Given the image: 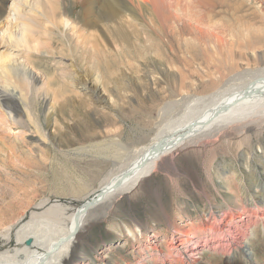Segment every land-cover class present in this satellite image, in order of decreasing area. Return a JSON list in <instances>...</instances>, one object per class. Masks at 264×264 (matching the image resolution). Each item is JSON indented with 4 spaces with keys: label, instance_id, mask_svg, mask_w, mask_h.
<instances>
[{
    "label": "bare ground",
    "instance_id": "bare-ground-1",
    "mask_svg": "<svg viewBox=\"0 0 264 264\" xmlns=\"http://www.w3.org/2000/svg\"><path fill=\"white\" fill-rule=\"evenodd\" d=\"M5 1L0 0V19L5 11ZM209 1L206 2L209 3ZM169 2V0H83L82 22L70 18L65 0H22L16 3L14 8L16 21L14 24L11 23V26L9 24L10 27L8 26L7 33L2 38L3 43L0 44V129L4 131L8 127L7 129L14 133L11 135L14 141L9 143L6 142V138H10V133L5 132L6 130L5 133L2 131L3 134L0 132L2 134L0 143H3L0 145H5L7 158L9 160L16 158L18 153L15 146L27 132V136L33 137L32 132H40L43 128H46V133L40 134L41 137L44 136L43 144L39 146L41 149L46 147L50 149V146L65 148L64 142H70L68 140L70 136L68 139L64 138L68 135L66 130L75 123L80 109H83L84 114L93 117L108 116V110L115 106L116 99L112 97L106 86L102 68V64L107 65V58L114 56H107V54L122 52L131 46L132 36L136 35L138 25L150 28L154 23L160 25L167 23L170 17L175 19L172 13L168 18ZM244 2L251 10V19L233 12L231 16L233 22L221 24L220 29L224 28V31L234 38V41L229 44L226 42L227 39H223L225 32L220 31L219 28L206 25L204 29L202 27L204 24L201 27L196 25L199 20L196 17L188 18L189 20L185 22L190 30L203 33L204 36L212 33L214 40L212 43L209 42L214 44L213 46L216 47L214 50L220 53L213 51L212 54L218 61L214 65L220 67L223 63L221 71L213 72L212 78L215 81L200 92L201 95L197 97L195 95L194 99L187 98V94L194 91L193 87L184 83L180 68H171L172 65L170 67L168 56L161 52L160 45L147 44L149 40L143 43L142 64L151 66L153 69L149 70L147 76L145 75L147 78L144 76L133 78V74L125 70L118 73L119 75L115 78H128L134 83L142 79L152 85L160 82L161 79L158 76L161 75L167 74L179 79L178 86L174 88L178 96L177 100H171L173 103L165 102L166 104L162 106L163 108L169 106L164 110L165 112L162 110L166 115L172 114L176 109L175 113L180 112L179 117L166 123L163 129L159 130V135L151 139L145 147L140 148L138 155L125 168L108 177L107 181L100 185L89 198H85L70 215H66L65 209L60 205L46 200L35 206V210L39 211H32L27 220H19L16 226H12V223L6 225L8 222L6 212L9 206L0 208V230L4 231L3 239H9L13 232L15 236L13 248L0 251V264L105 263L101 261L104 258L96 259L85 249L83 241L85 232L96 223L95 217L91 220L88 218L89 215L93 216V212L97 210L96 213H102L101 215L104 216L118 198L134 190L138 182L150 176L157 167L169 166L175 170L176 174L189 173L188 168L185 170L177 168L175 159L190 146H195V140L236 135L230 133L231 131L248 135L249 132L257 133L264 127V66L260 68L264 65V0H245ZM177 4L179 3H176V13L179 10ZM203 4L205 6L206 3ZM240 5L241 0H236L234 8L238 9ZM209 6L212 7V3ZM183 13L180 14L181 17L185 16ZM207 14L209 17L205 15L206 22L213 18L210 9ZM254 14L256 18H253ZM2 28L3 26L1 30ZM170 30L173 32L176 29L170 26ZM213 30L219 31L215 33ZM49 35L50 39L47 40L46 37ZM61 36L76 56L83 54L85 61L88 58L93 67L92 71L82 70L77 76L75 85H71L73 81H70L69 85L74 88L76 86L78 89L74 93H56L49 90L47 76L37 70L32 63L33 55L39 56L46 52L52 54L49 50L45 51L44 47L51 48L53 45L51 42L58 43ZM210 38L208 40H211ZM76 39L82 43L78 45L74 42ZM181 39L183 38L179 36L175 40V44L179 47H187L189 42L196 43L189 38ZM60 74L62 76V73ZM115 78L111 79L116 80ZM217 80L220 82L215 85ZM214 86L217 89L212 91ZM42 91L44 93H41ZM49 91H51L50 94ZM156 94L162 100L169 97L164 96L162 91H156ZM38 97H41L43 102L50 99L49 108L45 114L42 110L43 102L40 101V107L35 109L39 102L36 100ZM162 107L159 108L162 109ZM98 132H92L89 137L97 135ZM17 147L19 149L21 146ZM30 150L35 152L34 149ZM41 152L44 153V150ZM235 168L231 169V179L228 178L233 185L236 183L239 192L227 193L231 201L235 199V202L233 201L235 204H225L221 207L216 205L209 199L211 194L205 188L203 180L197 177V184L194 183V186L198 189L200 187V193L207 198L208 206L198 210L201 216L199 215L200 220L194 222L197 223L196 225L192 223L193 221H188L187 224H178L176 227L174 222L166 218V226L170 234L168 233L167 238L161 239L160 242H155L159 232L153 231L149 235L145 226L140 225L137 229L128 230L129 236L136 240L138 245L135 261L138 264H206L204 262L208 263V260L204 259L202 252L207 250L214 256L224 257L225 264H258L250 241L264 240V235L255 233L260 226L264 232V177L260 179L251 176L248 166L244 170L248 171L246 175ZM221 184L223 185L222 182ZM226 185H223V189L231 191ZM21 191L20 188V194H22ZM241 199L242 202L239 203L237 200ZM263 261L264 259L261 260ZM108 263L119 264L114 260Z\"/></svg>",
    "mask_w": 264,
    "mask_h": 264
},
{
    "label": "rangeland",
    "instance_id": "rangeland-1",
    "mask_svg": "<svg viewBox=\"0 0 264 264\" xmlns=\"http://www.w3.org/2000/svg\"><path fill=\"white\" fill-rule=\"evenodd\" d=\"M169 1L167 15L169 18L172 13V16L175 15V19L170 17L167 23L162 24L163 26L157 23H154L150 28L149 26L138 25L136 35L132 36L133 42L131 46L122 52L118 51L107 54V56H114L108 57L107 65L102 64V68L105 73L106 86L110 90L112 97L116 99L114 103L115 108L113 107L108 110V116L105 118L93 117L84 114L83 109H80L75 123L70 125L68 130H66L68 131V135L64 138L68 139L70 136L68 139L70 142H64L65 148L50 146V149L47 147L46 149H41L39 147L43 144L44 136L41 137V135L46 133V128L41 129L40 132H32L34 134H31L33 137L27 136V132L26 136L20 139V143L16 144L15 147L18 154L13 160L7 158L5 145H0V208L9 206L7 208L9 210L6 212L8 218L4 215L8 221L6 225L12 223V226H16L19 220H27L32 211H39L35 210V206L46 200L60 205L61 208L65 209V214L70 215L83 203L85 198H89L100 185L107 181L108 177L125 168L138 155L140 148L145 147L147 143L151 142V139L159 135V130H162V127L166 123L177 118L180 112L177 114L175 113L176 109H174L172 114L166 115L164 110L169 106L164 108L162 106L168 101H170L168 103H173L172 101L177 100L178 96L174 88L178 86L179 79L177 80L167 74L161 75L158 76L161 79L160 82L152 85L144 82L142 79L134 83L128 78H115L122 70L133 74V78L142 76L147 78L149 70L153 69L151 66L142 64L143 43L146 40H149L147 44L160 45L161 52L166 53L168 56L170 67L172 65L171 68H180L184 83L189 86L191 85L194 90L187 94V98L191 97L194 99L215 81L212 78L213 72L221 71L223 63L222 65L220 64V67L214 65L218 61L212 53L213 51L219 53V51H215L214 48L216 47L213 46L214 44H211L214 40L211 35L212 33L204 36L203 33L190 30L185 25V22L189 20L188 18L192 19L191 17H196L199 19L196 25H200L201 27L204 24L202 26L204 29L206 25H213L220 29L224 23L232 21L233 18L231 16L233 12H238V15L242 14V17L247 16V19L252 18L250 16L251 10L247 7L246 2H244L245 0H241V5L238 9L234 8L236 0H210L209 3L206 2L208 0H198L197 2L196 0ZM20 2L22 0H6L4 2L5 11L0 19V24L3 26L2 30L0 26V44L3 43L2 38L7 33L9 24L11 26V23L14 24L16 21L14 8L16 3ZM177 2L179 3L177 4L179 10L176 13ZM198 2L199 4H197ZM65 3L70 18L74 21L82 22L84 17L82 13L83 0H65ZM203 3H206L205 6H208L205 7ZM211 3L212 7L209 6ZM181 8L185 9L184 13L181 12L185 15L182 17L179 12L182 11ZM209 9L213 13V18H210L211 21L208 19V22H206L205 15L209 17L207 14ZM253 18H256L255 14ZM212 21L213 23H211ZM189 24L192 25V23ZM170 26L175 27L176 30L171 32ZM224 30V28L220 29V31ZM213 31L217 33L219 30ZM179 36L183 39L189 38L192 41H196V43L189 42L187 47H179L175 44V40ZM208 37L211 40H208ZM46 38L49 40L50 35ZM223 39H227L226 42L228 44L234 41V38L226 32ZM57 42L55 44L54 41L53 43L51 42L53 44L51 48L44 47L45 51L49 50L52 54L46 52L39 56L33 55L32 63H34L37 70L47 76V80H49L47 88L49 90L56 91V93H74L78 89L76 86L74 88L71 85H75L77 76L84 69L92 71L93 67L88 58L85 61L83 54L76 56L62 36L61 40ZM74 42H77L78 45L82 43V41L77 39ZM262 49H260L261 52ZM263 66L260 68H263ZM60 73H62V76ZM111 78H115L116 80H112ZM66 81L68 82L66 83ZM70 81L73 82L70 83ZM219 82L215 83V85ZM216 89L217 87L214 86L212 91ZM51 91H49V94ZM156 91H162L164 96L169 97L162 100L156 94ZM41 93H44V91ZM205 93L207 94V92ZM36 100L39 102L35 109H38L43 100L41 97H38ZM49 101L50 99H47L42 104L44 114L48 111ZM159 107H162V109ZM7 128L4 131L6 130L5 132L10 133V138H6V142L11 143L14 141L11 135L14 133ZM2 131L0 132L2 133ZM94 131L99 132L97 135L89 137V134ZM230 133L236 135L222 136L223 138L215 136L202 138V140L197 139L194 141L196 143L195 146H190L189 149L184 150L177 156L175 166L182 170L188 168L190 174L180 172L177 175L175 170H172L169 166L164 168L157 167L150 176L141 179L134 190L118 198V201L116 200L115 204L111 206V209L104 216L101 215L102 213H96L97 210L94 211L95 213L93 212L95 216L89 215V219L93 220L95 217L96 220V223L85 232L83 238L85 249L89 251L90 255L93 254L96 259L100 257L104 258L101 261L105 263L102 264H110L108 261L111 262L113 260L119 264H138L135 261L137 259L135 255L138 245L136 244V240H133L129 236L128 230L137 229L140 225L145 226L149 235L153 231L159 232V237L155 238L157 240L155 242H160L161 239L167 238V235L170 234L166 226V218L174 222L176 227L178 224H187L188 221H193L192 223H194L200 220L201 215L198 210L208 206V200L200 193V187L198 189L197 186H194V183L197 184V177L203 180L205 188L211 194V198L209 199L216 205L221 207L225 204H235V199L233 202L227 197L229 196L227 193L235 194L239 192V187H236V183L233 185L229 180L232 177L230 173L233 167H236L235 169L246 175L248 171L245 172L244 170L248 166L251 176L253 175L260 179L264 177V127L259 129L257 133L252 131L248 135L240 134L236 131H231ZM248 136L251 137L247 138ZM18 145L21 146L19 149ZM1 147L4 150H1ZM30 149H34L35 152H32ZM43 150L44 153L41 152ZM221 182L223 185L227 184L226 186H229L231 191H225ZM20 188L22 194L19 192ZM237 201L241 203L242 199ZM196 224L194 223V225ZM261 230V226L256 229V235L260 234L263 236L264 232ZM2 232L4 231L0 230V251L7 248L12 249L15 245L14 232L9 239H3L2 234L4 233ZM262 241L264 240L262 239L259 242H257V239L250 241L258 264H264V261L261 262L264 259V242ZM165 249L164 247V251ZM210 254L211 252L207 250L202 252L204 259L208 260V263L206 261L204 263L225 264L224 257ZM92 264L101 263L94 262Z\"/></svg>",
    "mask_w": 264,
    "mask_h": 264
},
{
    "label": "water",
    "instance_id": "water-1",
    "mask_svg": "<svg viewBox=\"0 0 264 264\" xmlns=\"http://www.w3.org/2000/svg\"><path fill=\"white\" fill-rule=\"evenodd\" d=\"M27 243H29V242H27Z\"/></svg>",
    "mask_w": 264,
    "mask_h": 264
}]
</instances>
